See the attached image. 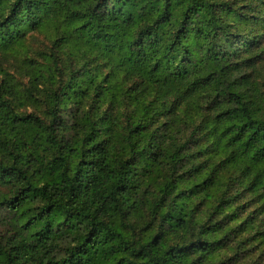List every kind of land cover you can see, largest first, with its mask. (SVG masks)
I'll return each instance as SVG.
<instances>
[{
    "label": "trees",
    "instance_id": "trees-1",
    "mask_svg": "<svg viewBox=\"0 0 264 264\" xmlns=\"http://www.w3.org/2000/svg\"><path fill=\"white\" fill-rule=\"evenodd\" d=\"M263 39L264 0H0V264H264Z\"/></svg>",
    "mask_w": 264,
    "mask_h": 264
},
{
    "label": "rangeland",
    "instance_id": "rangeland-1",
    "mask_svg": "<svg viewBox=\"0 0 264 264\" xmlns=\"http://www.w3.org/2000/svg\"><path fill=\"white\" fill-rule=\"evenodd\" d=\"M261 45L264 47V39L262 40ZM35 47L37 46L35 45ZM260 60H262V62L260 63V61L258 60L259 61L258 67L262 70V72H264V56L263 59ZM21 61H22L21 57L15 59V57L12 56L11 54L0 53V81H2V79L5 78L6 75H9L10 77H14L15 80H19L21 83L27 84V79L18 73L17 67L21 63ZM32 111L33 108H30L28 110L29 113Z\"/></svg>",
    "mask_w": 264,
    "mask_h": 264
}]
</instances>
